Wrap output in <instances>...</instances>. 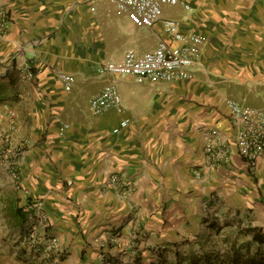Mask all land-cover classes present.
<instances>
[{
  "label": "crops",
  "instance_id": "crops-1",
  "mask_svg": "<svg viewBox=\"0 0 264 264\" xmlns=\"http://www.w3.org/2000/svg\"><path fill=\"white\" fill-rule=\"evenodd\" d=\"M0 8L10 16L0 35V264H20L7 239L19 221L7 210L17 207L44 210L78 255L76 234L100 240L102 253L114 226L137 217L179 224L194 208L256 199L264 157L250 168L235 153L226 101L264 110V0H179L152 27L113 0H0ZM165 20L200 40L190 80L145 86L101 74L129 50L167 40ZM113 83L125 112L93 116L90 100ZM125 118L129 127L114 135ZM211 129L232 145L226 165L213 167L204 153Z\"/></svg>",
  "mask_w": 264,
  "mask_h": 264
},
{
  "label": "rangeland",
  "instance_id": "rangeland-1",
  "mask_svg": "<svg viewBox=\"0 0 264 264\" xmlns=\"http://www.w3.org/2000/svg\"><path fill=\"white\" fill-rule=\"evenodd\" d=\"M6 137L0 134L1 139ZM12 159L10 168L16 169L18 159ZM258 191L246 208L222 204L206 212L194 208L193 215L185 213L184 223L173 224L171 221L178 217H171L163 224H144V219L137 217L127 229L124 225L114 226L107 251L102 253L100 240L93 239V235L76 234L82 236L83 251L71 255V249L74 252L78 245L73 241L68 247L62 244L52 231L54 225L46 212L34 208L7 210V216L15 213L19 218L16 227L13 223L10 226L15 231L7 239L19 255L20 264H235L238 256L264 260V245L251 234L254 228L264 234V187Z\"/></svg>",
  "mask_w": 264,
  "mask_h": 264
},
{
  "label": "built area",
  "instance_id": "built-area-1",
  "mask_svg": "<svg viewBox=\"0 0 264 264\" xmlns=\"http://www.w3.org/2000/svg\"><path fill=\"white\" fill-rule=\"evenodd\" d=\"M119 6L132 10L136 17L149 27L161 21V10L165 6H176L179 0H113ZM10 25L9 12L0 8V35L5 34ZM167 40H161L157 48L144 54L134 50L125 53L119 63H110L101 69L102 75L116 78H134L135 82L145 86L158 83H174L190 80L195 64L201 58L199 38L189 37L182 31L181 23L175 20L163 21ZM29 80L34 78L31 70L26 73ZM69 80V78H67ZM226 107L235 127L232 144L235 153L250 168H255L259 159L264 157V110L227 100ZM90 112L99 117L115 110L124 113L123 100L116 84L106 86L89 103ZM131 123L123 119L113 130L120 135ZM220 131L207 132L204 153L213 167L226 165L232 157V145Z\"/></svg>",
  "mask_w": 264,
  "mask_h": 264
},
{
  "label": "trees",
  "instance_id": "trees-1",
  "mask_svg": "<svg viewBox=\"0 0 264 264\" xmlns=\"http://www.w3.org/2000/svg\"><path fill=\"white\" fill-rule=\"evenodd\" d=\"M253 239L264 245V234L260 228H254L252 230ZM235 264H264V260L262 259H247L244 260L242 257L238 256L234 258Z\"/></svg>",
  "mask_w": 264,
  "mask_h": 264
}]
</instances>
